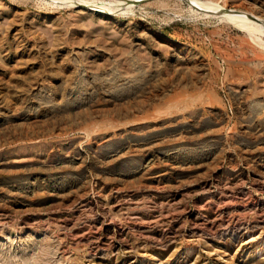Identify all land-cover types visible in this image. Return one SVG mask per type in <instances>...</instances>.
<instances>
[{"label":"rangeland","instance_id":"1","mask_svg":"<svg viewBox=\"0 0 264 264\" xmlns=\"http://www.w3.org/2000/svg\"><path fill=\"white\" fill-rule=\"evenodd\" d=\"M191 3L0 0V264H264V49Z\"/></svg>","mask_w":264,"mask_h":264},{"label":"bare ground","instance_id":"2","mask_svg":"<svg viewBox=\"0 0 264 264\" xmlns=\"http://www.w3.org/2000/svg\"><path fill=\"white\" fill-rule=\"evenodd\" d=\"M189 1H191L193 4H195L198 7V9L201 12H203V14H205V16H217L220 14L228 16V18H230L232 21H234L237 25L241 26L242 29L248 31V37L253 43L260 46L261 49H264L263 39L260 38L257 34L253 33L250 30L249 26L247 24H245L247 22L246 21L247 19L246 20L244 19L246 21L245 23L240 22L239 19L243 18L241 15L236 14V13L231 12V11H225L222 8H219L214 3L209 2L210 0L209 1H206V0H189Z\"/></svg>","mask_w":264,"mask_h":264}]
</instances>
